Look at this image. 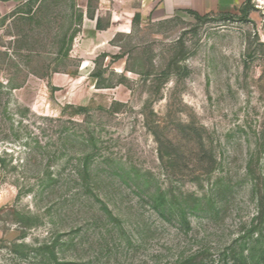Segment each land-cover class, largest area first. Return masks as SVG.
Returning a JSON list of instances; mask_svg holds the SVG:
<instances>
[{
	"label": "rangeland",
	"instance_id": "374dc122",
	"mask_svg": "<svg viewBox=\"0 0 264 264\" xmlns=\"http://www.w3.org/2000/svg\"><path fill=\"white\" fill-rule=\"evenodd\" d=\"M121 1L0 0V264H264V0Z\"/></svg>",
	"mask_w": 264,
	"mask_h": 264
},
{
	"label": "crops",
	"instance_id": "0c3cea01",
	"mask_svg": "<svg viewBox=\"0 0 264 264\" xmlns=\"http://www.w3.org/2000/svg\"><path fill=\"white\" fill-rule=\"evenodd\" d=\"M139 8H187L198 13L207 12L209 9H219L229 11L237 7L240 0H139ZM120 8L124 7L123 0ZM81 28L79 31L80 42L78 43L77 55L86 62L91 55H96L99 52H109V47L112 46V40L116 33L127 28L128 18L123 16L121 11L111 9L109 6L95 9V12L90 16L86 11H82ZM135 14L130 16V22ZM107 16L106 23L103 22V17ZM75 38V37H74ZM75 45V40L72 46ZM77 45V44H76ZM85 65L80 66L83 69Z\"/></svg>",
	"mask_w": 264,
	"mask_h": 264
},
{
	"label": "trees",
	"instance_id": "16d2710c",
	"mask_svg": "<svg viewBox=\"0 0 264 264\" xmlns=\"http://www.w3.org/2000/svg\"><path fill=\"white\" fill-rule=\"evenodd\" d=\"M245 10H247L246 7H245ZM95 77H97V76H95Z\"/></svg>",
	"mask_w": 264,
	"mask_h": 264
}]
</instances>
